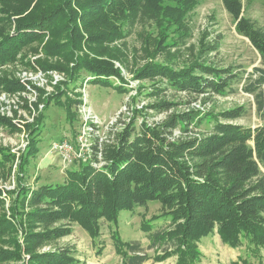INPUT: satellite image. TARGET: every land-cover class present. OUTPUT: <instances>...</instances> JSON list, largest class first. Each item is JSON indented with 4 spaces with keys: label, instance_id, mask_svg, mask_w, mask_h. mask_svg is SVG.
<instances>
[{
    "label": "trees",
    "instance_id": "1",
    "mask_svg": "<svg viewBox=\"0 0 264 264\" xmlns=\"http://www.w3.org/2000/svg\"><path fill=\"white\" fill-rule=\"evenodd\" d=\"M52 1L54 4L46 10L21 19L13 34L0 39V66L14 62L25 46L43 39L60 20L67 26L72 50L82 43L101 45L119 40L125 34L124 23L136 16L146 2ZM222 1L236 30L251 41L264 63V30L242 15L241 0ZM74 63L72 72L82 70L91 76L88 79L82 74V82L109 86L112 78L124 80L121 68L109 58L78 55ZM256 70L259 76L244 86L245 91L254 94L262 120L255 127L233 122L246 114L244 106L215 115L192 103L201 97L227 94L240 78L233 67L222 68L205 61L174 69L155 63L138 71L135 79L154 82L148 94L159 100L150 105L153 110L168 112L179 106L164 98L170 89L190 100L154 124L140 120L144 110L135 107L129 121L118 119L104 138L93 133L89 159L71 163L63 181L34 187L21 182L15 191L16 210L12 217L0 220V232L13 227L19 233L15 251L0 254V259L28 264H74L77 256L71 248H41L71 235L75 224L96 238L104 222L117 227L122 211L147 207L149 202H158L162 210L151 221L143 222L142 228L154 230V221L163 217L170 220L169 229H160L153 238L165 240L174 249L178 255L176 264H195L200 257L198 242L216 230L231 247H241L247 241L253 253L258 254L264 248V69ZM0 86L9 93L43 92L30 82L9 78L0 79ZM54 101L65 105L71 120L72 112L68 110L72 102L61 98ZM205 122L212 127L203 130ZM0 124L17 131L33 128L31 123L2 115ZM94 128L97 129L96 124ZM77 134L78 131L74 137ZM38 152L34 143L19 157L3 148L0 164H13L20 159L23 170ZM2 195L0 190V204ZM21 199L27 206L18 210ZM113 237L121 255L120 264H144L149 259L141 242H125L115 228ZM166 255L167 252L157 259Z\"/></svg>",
    "mask_w": 264,
    "mask_h": 264
},
{
    "label": "rangeland",
    "instance_id": "2",
    "mask_svg": "<svg viewBox=\"0 0 264 264\" xmlns=\"http://www.w3.org/2000/svg\"><path fill=\"white\" fill-rule=\"evenodd\" d=\"M241 1L242 15L264 30V0ZM51 4H54L52 0H0V39L13 34L21 19L32 18L33 13L42 12ZM124 32V36L114 42L101 45L82 43L72 50V44H68L67 26L60 20L43 39L25 46L14 62L0 66V79L30 82L43 90L41 94L34 91L9 93L0 86V115L16 122L33 124L30 131H17L0 124V149H9L19 157L31 143L39 148L37 156L31 157L23 170L19 158L13 164H0V190L3 194L0 220L6 216L12 217L17 208L13 204L15 191L22 184L34 187L65 179L66 168L70 165H64L59 155L51 153V145L65 140L78 146L74 136L86 122L88 127L99 125L97 129L94 128L95 134L104 138L118 119L129 121L135 107L144 110L143 115L139 116L140 120L146 119L154 124L162 122L168 114L187 104L190 98L170 89L164 98L179 106L168 112H158L150 107L159 100L148 94L154 82L135 79L137 72L149 64L182 69L206 61L222 68L233 67L240 73V78L227 94L201 97L192 103L215 115L244 106L246 114L234 120V123L255 127L262 122L256 110L255 96L245 91L244 86L248 80L259 76L256 69H264V63L251 41L236 30V23L222 0H146L137 15L124 23ZM78 55L113 60L121 68L124 80L112 78L109 86L87 80L82 82V74L88 79L91 76L82 70L72 72ZM58 98L72 102L68 110L72 112L71 120L65 105H56L54 100ZM211 127V123L205 122L202 128L208 130ZM91 142L86 145L90 146ZM23 206H27V203L21 199L18 210ZM161 210L158 202H149L147 207L140 206L134 211L124 210L120 213L118 226L112 227V224L104 222L96 238L75 224L71 235L46 243L41 250L71 248L77 256L74 264H120L121 255L116 251L113 237L115 228L125 242H141L149 255L144 264H168L171 257L178 261V255L165 240L153 238L160 229H169V219L163 217L154 221L157 224L154 230L142 228L143 222L151 221ZM216 233L219 235L217 230ZM217 234L209 246H216L219 239ZM18 236L13 227L1 231L0 254L15 251ZM244 245H248V242ZM203 247L207 245L199 241V260ZM166 252V258L157 259ZM0 264L28 262L0 259Z\"/></svg>",
    "mask_w": 264,
    "mask_h": 264
},
{
    "label": "crops",
    "instance_id": "3",
    "mask_svg": "<svg viewBox=\"0 0 264 264\" xmlns=\"http://www.w3.org/2000/svg\"><path fill=\"white\" fill-rule=\"evenodd\" d=\"M216 231L212 232L208 236L203 237L200 242L207 245L206 248H201V259L197 264H264V248L260 249L258 254L253 253L249 244L244 245L241 248H233L225 243L219 236L216 246H209L214 241V235ZM173 261H172V260ZM177 261L171 257L168 260V264H175Z\"/></svg>",
    "mask_w": 264,
    "mask_h": 264
},
{
    "label": "built area",
    "instance_id": "4",
    "mask_svg": "<svg viewBox=\"0 0 264 264\" xmlns=\"http://www.w3.org/2000/svg\"><path fill=\"white\" fill-rule=\"evenodd\" d=\"M97 123V121L95 122ZM87 122L83 124V129H80L77 134L78 146L70 143L69 141H60L51 145V153L59 155L64 162V165H70L75 160H87L91 154V145L88 146L86 143L92 141V135L95 132L94 126H86ZM97 127H100L97 125Z\"/></svg>",
    "mask_w": 264,
    "mask_h": 264
}]
</instances>
